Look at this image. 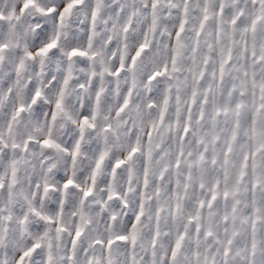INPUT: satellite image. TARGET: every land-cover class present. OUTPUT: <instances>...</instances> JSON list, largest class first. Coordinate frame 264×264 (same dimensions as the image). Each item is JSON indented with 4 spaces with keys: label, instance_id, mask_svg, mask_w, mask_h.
Masks as SVG:
<instances>
[{
    "label": "snow or ice",
    "instance_id": "snow-or-ice-1",
    "mask_svg": "<svg viewBox=\"0 0 264 264\" xmlns=\"http://www.w3.org/2000/svg\"><path fill=\"white\" fill-rule=\"evenodd\" d=\"M0 264H264V0H0Z\"/></svg>",
    "mask_w": 264,
    "mask_h": 264
}]
</instances>
